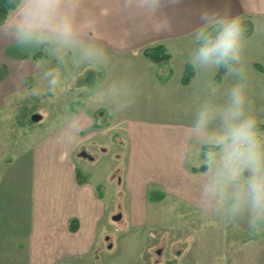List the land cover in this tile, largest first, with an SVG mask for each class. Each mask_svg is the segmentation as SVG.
I'll return each mask as SVG.
<instances>
[{
	"label": "rangeland",
	"instance_id": "374dc122",
	"mask_svg": "<svg viewBox=\"0 0 264 264\" xmlns=\"http://www.w3.org/2000/svg\"><path fill=\"white\" fill-rule=\"evenodd\" d=\"M83 9L85 13V4ZM244 19L248 28L252 24L244 52L248 96L255 114L264 121V28L256 31L253 24L254 19L264 24V17ZM90 35L103 43L95 30ZM184 40L175 52L169 50L174 58L188 57L194 47L191 37ZM103 45L111 55L108 68L77 69L70 63L59 67L62 75L70 71L75 83L61 87L55 96L31 94L39 74L48 67H57L55 60L38 67L43 52L30 55L12 44L6 49L11 67L8 64L0 68V83L7 80L5 85L13 89L7 93L0 87V264H264V238L250 241L245 223L226 227L215 216L205 215L198 204L197 172L192 170L197 166L186 168L178 163V152L187 147L182 138L199 101L200 81L207 77L197 76L192 85L183 86L181 70L175 65L172 81L176 89L173 83L162 86L159 78L166 72L158 65L164 67L168 60L157 64L144 50L165 44L140 46L135 51L123 50L122 44ZM217 74L215 71V77ZM224 76L215 80L224 87L234 82L232 77L223 80ZM118 78L129 81L137 96L133 108L123 114H113L112 104H100L96 99L102 85ZM36 113L42 116L38 121L32 118ZM83 113L90 114L91 119L88 124L84 122L88 127L81 131L71 158V142L59 138L60 126L74 114ZM128 132L134 142L131 146L129 137L127 148L122 139H128ZM140 149H147L150 157L142 156L144 166L129 168L127 158ZM44 150L45 154L49 150L51 158L43 156ZM82 150L94 159L79 156ZM164 150L166 160L169 154L174 158L167 171ZM62 151L68 163L75 160L82 176L100 185L106 214L94 235H89L79 222L73 235L74 243L79 245L76 250L54 254L37 247L33 231L40 230L36 215L40 203L37 196L41 193L39 177L47 178L41 173L43 165L49 164L45 161L48 159L51 164L57 163ZM152 160L157 166H148L147 161ZM157 179H162L160 184H151L142 196L141 187ZM161 183L170 186V193L163 192ZM180 184H184V191L180 190L178 196L173 189ZM117 214L121 218L113 219ZM89 236L93 237L88 240Z\"/></svg>",
	"mask_w": 264,
	"mask_h": 264
},
{
	"label": "clouds",
	"instance_id": "9594fccd",
	"mask_svg": "<svg viewBox=\"0 0 264 264\" xmlns=\"http://www.w3.org/2000/svg\"><path fill=\"white\" fill-rule=\"evenodd\" d=\"M183 0H123L120 11H135L145 21L158 18L162 9ZM84 0H9L0 14V43L12 44L35 55L43 52L38 67L57 62L39 74L32 95L51 93L75 83L69 71L58 70L69 63L79 69L108 68V49L90 33L96 30L95 15L85 17ZM242 14L223 15L202 9L199 26L191 36L187 63L201 77L199 101L190 113L186 129L189 144L181 148L185 165L200 169L196 176L198 204L205 215H213L224 226L246 224L250 241L264 238V129L248 96V75L244 52L248 44L245 16L264 17V0H240ZM256 31L264 24L253 21ZM225 69L234 82L224 87L215 71ZM215 70V71H213ZM46 81V85L42 82ZM134 86L118 78L101 86L98 103H109L113 114L128 112L136 103ZM78 131L87 126L80 117L71 121Z\"/></svg>",
	"mask_w": 264,
	"mask_h": 264
},
{
	"label": "crops",
	"instance_id": "0c3cea01",
	"mask_svg": "<svg viewBox=\"0 0 264 264\" xmlns=\"http://www.w3.org/2000/svg\"><path fill=\"white\" fill-rule=\"evenodd\" d=\"M84 4L86 8L85 15L87 16L89 12L95 15V32L97 36L101 37L102 44H110L108 46L122 44L123 50L128 51L138 50L140 46L145 45L157 43L165 44V48L170 53L171 57L168 59V62L164 64V67L158 65V69L164 68L166 72L165 77L162 76L159 78V82L162 86H172V80L176 72L175 65L178 66L177 70H181L183 76L188 57L182 55L174 58L169 50L175 52L179 46L177 44L191 37L193 29L199 26L198 17L202 9L214 10L221 15L225 12L229 15L242 14L240 0H183L181 4L175 7L162 9L158 18L152 21H145L135 11L122 13L120 7L123 4V0H84ZM112 34L114 36H112ZM9 45L11 44L6 45L0 43V68L5 66L8 67V64L11 67L10 61L6 55V49ZM169 47L171 48L169 49ZM116 48L122 51V48ZM179 61H182V63H179ZM153 62L157 63L156 61ZM197 76L198 75L194 72L193 78L188 84H183L181 77L180 83L183 86H190L196 81L195 79ZM6 82L7 80L0 83V87H4L2 90L8 93L12 91L13 87H7L8 85H5ZM173 86L176 89L175 83H173ZM76 117H80L81 122L87 124L91 119L89 118L90 114L88 115L87 113H83L81 116L74 114L68 120H64L59 131V138L62 141L68 140L71 142V158H73L74 154L73 149L78 146V140L81 138V131H78L71 124V121ZM91 124H93L92 121L90 125ZM129 137L131 146L133 145L134 137L128 132V139H122L123 143L126 141L124 147H129ZM182 139L188 146L189 141L187 140L186 134ZM165 149H168L167 145ZM44 152L45 150L41 152L44 157L51 158L49 150L46 154ZM145 155L150 157L147 149H140L139 153L137 151H132V155H129L127 158V166H129V168L144 166L145 162L142 160V156ZM58 157L61 159H56L57 163L51 164V159H48L45 161H48L49 164L43 165V171H41V173H45L47 178H45V176L44 178L39 177L38 188L41 193L37 196L40 203H37L38 210L36 215V221L40 223V230L33 231V235L35 236L34 242L38 245L37 247L46 253L53 252L54 254L70 253L79 246L74 243L75 238L73 240L75 231H71L70 229V222L72 219L76 218L78 220V227L79 222H81V225L83 224V229H87L89 235H94L98 230V225L106 214L105 197L104 193L100 190V185L96 183L92 184L91 180L87 177L81 176V178H79L75 160L72 159L73 163H68L65 152H60ZM164 157L166 167L164 168L162 162L161 167L167 171V169H169L167 166L169 164L172 165L174 158H172V154H169L170 159L166 160V157H168L167 150H164ZM178 163L180 165L183 164L186 168L189 167L185 165L181 151L178 152ZM147 164L148 166H154L157 162L152 160L147 161ZM161 180L162 179L153 180V183L142 186V196L147 194L146 191L151 184H160L159 182ZM181 185L182 184H180V187L175 188V190L173 189L178 196H180V190L182 192L184 191V184ZM160 187L164 190V193H170L169 190L171 189L167 183H165V185L161 183ZM188 192L190 194V191ZM189 194L187 193L185 196L189 198L191 196ZM92 237L93 236H89L88 240ZM82 245L85 246V244Z\"/></svg>",
	"mask_w": 264,
	"mask_h": 264
},
{
	"label": "trees",
	"instance_id": "16d2710c",
	"mask_svg": "<svg viewBox=\"0 0 264 264\" xmlns=\"http://www.w3.org/2000/svg\"><path fill=\"white\" fill-rule=\"evenodd\" d=\"M8 7H9V0H0V14H5L8 10ZM251 31H252V24L250 23L246 35L247 36L250 35ZM144 54L154 61L168 60L170 58V54L167 52L166 48L162 45L148 47L144 50ZM224 74H225V69L221 67L218 70V74L216 75L215 78L217 80H221V77ZM193 75H194V71L191 65L187 64V66L185 67V72L182 76V83L188 84L191 81ZM260 127L264 129V124H261ZM192 170L198 172L200 169H198V167H193ZM78 175L79 178H81L82 176L81 172H78ZM70 229L71 231H76L78 229V220L76 218L71 220Z\"/></svg>",
	"mask_w": 264,
	"mask_h": 264
},
{
	"label": "water",
	"instance_id": "95a60500",
	"mask_svg": "<svg viewBox=\"0 0 264 264\" xmlns=\"http://www.w3.org/2000/svg\"><path fill=\"white\" fill-rule=\"evenodd\" d=\"M41 114H38V113H36V114H34L33 116H32V118H33V120H35V121H38V120H40L41 119ZM78 155L79 156H82V157H85V158H88V159H90V160H93L94 159V157L91 155V154H89L86 150H82V151H80L79 153H78ZM121 218V214H117V215H115L114 217H113V219H115V220H119ZM111 246V245H110ZM158 252L160 253V250H158Z\"/></svg>",
	"mask_w": 264,
	"mask_h": 264
},
{
	"label": "flooded vegetation",
	"instance_id": "af4514ba",
	"mask_svg": "<svg viewBox=\"0 0 264 264\" xmlns=\"http://www.w3.org/2000/svg\"><path fill=\"white\" fill-rule=\"evenodd\" d=\"M111 244H109V246H110Z\"/></svg>",
	"mask_w": 264,
	"mask_h": 264
}]
</instances>
